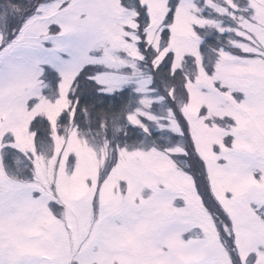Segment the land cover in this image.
Returning a JSON list of instances; mask_svg holds the SVG:
<instances>
[{
	"label": "snow or ice",
	"instance_id": "6c2138e0",
	"mask_svg": "<svg viewBox=\"0 0 264 264\" xmlns=\"http://www.w3.org/2000/svg\"><path fill=\"white\" fill-rule=\"evenodd\" d=\"M0 264H264V0H0Z\"/></svg>",
	"mask_w": 264,
	"mask_h": 264
}]
</instances>
